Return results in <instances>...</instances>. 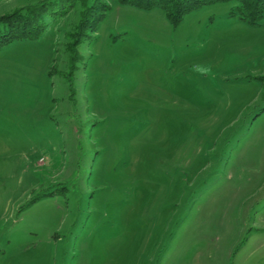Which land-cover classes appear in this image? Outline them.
<instances>
[{
  "label": "rangeland",
  "instance_id": "obj_1",
  "mask_svg": "<svg viewBox=\"0 0 264 264\" xmlns=\"http://www.w3.org/2000/svg\"><path fill=\"white\" fill-rule=\"evenodd\" d=\"M91 1L0 50V264H264V19Z\"/></svg>",
  "mask_w": 264,
  "mask_h": 264
},
{
  "label": "trees",
  "instance_id": "obj_2",
  "mask_svg": "<svg viewBox=\"0 0 264 264\" xmlns=\"http://www.w3.org/2000/svg\"><path fill=\"white\" fill-rule=\"evenodd\" d=\"M47 1V2H46ZM60 0H43L34 6H27L25 8L19 9L14 13L0 17L1 22L6 26L5 30H0V50L6 45L12 44L17 40H24L30 37H36L44 31V26L47 25L48 17L53 20L56 17V10H45L47 3L55 2L60 4ZM86 5L88 1L82 0ZM134 1V0H133ZM137 5L142 6L145 9H153L157 6L166 11L168 19L174 26L181 23L184 16L193 10H196L202 6L210 3H215L217 1L224 0H135ZM236 2V7L234 13L239 14L242 20L249 22L250 24H258L264 19V0H230ZM125 3H132V0H123ZM92 3V1H91ZM99 2H94L92 5L94 7L98 6ZM135 4V3H134ZM93 7V8H94ZM97 9V8H96ZM88 10V9H87ZM88 12V11H87ZM93 12V11H91ZM38 13V22H35L34 14ZM92 13L84 15L82 17L79 28L89 29L88 21ZM47 17V19H46ZM38 24V25H37ZM2 25V26H3ZM1 27V26H0ZM36 27V30L34 28ZM43 28V30H42ZM35 30V31H34ZM41 31V32H40Z\"/></svg>",
  "mask_w": 264,
  "mask_h": 264
}]
</instances>
